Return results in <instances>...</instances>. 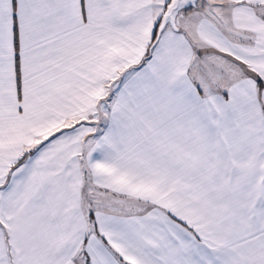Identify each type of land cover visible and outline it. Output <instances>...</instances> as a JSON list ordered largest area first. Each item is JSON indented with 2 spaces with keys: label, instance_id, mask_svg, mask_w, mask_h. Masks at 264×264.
<instances>
[{
  "label": "snow or ice",
  "instance_id": "6c2138e0",
  "mask_svg": "<svg viewBox=\"0 0 264 264\" xmlns=\"http://www.w3.org/2000/svg\"><path fill=\"white\" fill-rule=\"evenodd\" d=\"M0 264H264V0H0Z\"/></svg>",
  "mask_w": 264,
  "mask_h": 264
}]
</instances>
